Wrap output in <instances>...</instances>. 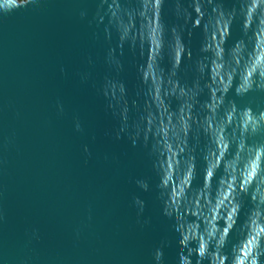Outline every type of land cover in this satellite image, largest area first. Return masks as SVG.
I'll return each instance as SVG.
<instances>
[{
	"label": "water",
	"instance_id": "1",
	"mask_svg": "<svg viewBox=\"0 0 264 264\" xmlns=\"http://www.w3.org/2000/svg\"><path fill=\"white\" fill-rule=\"evenodd\" d=\"M192 3L31 0L0 13V264H151V249L162 238L173 241L157 196L171 200L175 175L157 189L152 166L156 154L169 159L161 154L160 123L171 121L170 143L184 141L176 166L190 149L199 168L205 155L219 154L217 134L230 141L224 159L235 151L240 133L236 119L225 123L226 112L239 118L245 107L264 110L258 73L247 91L235 92L249 54L264 53V41L257 42L254 29L242 31L234 14L240 0H201L199 20ZM113 10L124 26L131 17L123 41ZM108 80L124 84L117 92L123 121L116 102L103 94ZM181 115L186 135L176 126ZM252 135L246 143H253ZM223 167L221 160L210 196ZM140 178L148 181L147 191L135 184ZM202 184L198 174L181 208ZM133 196L144 201L139 217ZM243 219L242 209L237 224ZM174 256L173 242L166 264Z\"/></svg>",
	"mask_w": 264,
	"mask_h": 264
},
{
	"label": "clouds",
	"instance_id": "2",
	"mask_svg": "<svg viewBox=\"0 0 264 264\" xmlns=\"http://www.w3.org/2000/svg\"><path fill=\"white\" fill-rule=\"evenodd\" d=\"M29 3L31 0H0V13L11 12ZM154 3L158 6L160 0H154ZM192 6L199 20L201 0H193ZM111 8L112 6L109 5V9ZM233 11L241 22L242 31L247 32L254 29L257 42L264 41V0H240L239 9ZM181 14L180 9L175 10L178 18ZM112 16L117 18L116 27L119 39L123 41L131 25V17H129V24L124 26L115 10L112 11ZM170 30L176 37L177 26L172 25ZM236 45L239 47V40L236 41ZM217 55H220L219 50ZM175 63H179V51L176 52ZM256 73L264 77V53L249 54V60L244 65L242 84L235 88V92L239 94L247 91L252 84L251 78ZM227 86V84L224 85L225 89ZM102 90L106 97H111V100L116 102L123 121L125 116L121 111L117 92L121 94L124 92V84L108 80ZM180 91L183 92V89ZM159 99L157 95L158 102ZM111 106L110 103L109 107ZM160 107H163L162 103ZM240 111L242 115L239 118L235 117L234 111L225 113V123L236 119L237 130L240 133L232 157L224 159L230 141L217 134L215 144L219 154L211 157L205 155L204 165L199 168L190 149L186 158L182 160V166H176L175 157L179 151L184 150L181 147L184 141L180 139L175 145L169 142L167 137L171 121L161 122L158 126L163 139L161 154H167L169 159L161 161L157 154L155 155L152 166L158 176L156 188L158 189L161 185L166 186L173 175H175L176 187L171 194L170 201L165 200L158 192L157 198L161 200V215L171 220L169 227L173 234V241L167 237L162 238L151 249V264H166L165 249L172 246L173 242L175 256L172 264H264V128L261 127L264 125V110L254 114L250 108L245 107ZM149 117H151L150 113ZM149 123H152V119H149ZM176 126L181 133L187 134L188 124L184 115L179 117ZM133 127L135 131L130 133V136L135 145L136 137L140 134V125L137 123ZM208 127L211 128L212 124L209 123ZM144 134L147 139L145 131ZM249 134H254L251 136L252 144L246 143ZM173 136H176V132H173ZM116 138L119 139L118 133ZM159 143L160 141H156L152 145L155 153H157L156 144ZM85 151H87L86 148ZM221 160H224V176L219 179L213 197L209 195L211 180ZM198 174H202V187L192 194L190 205L181 208L184 193ZM135 184L143 191L149 188L148 181L143 178L137 179ZM132 203L136 206L137 217H139L144 209V201L133 196ZM242 209L244 219L241 225L237 224V220ZM188 216L195 217V219L189 220ZM147 222V219L143 221L145 224ZM230 232H238L239 238L230 236Z\"/></svg>",
	"mask_w": 264,
	"mask_h": 264
}]
</instances>
